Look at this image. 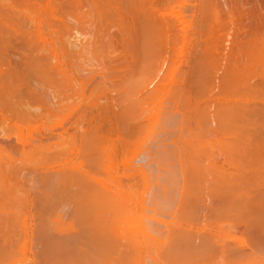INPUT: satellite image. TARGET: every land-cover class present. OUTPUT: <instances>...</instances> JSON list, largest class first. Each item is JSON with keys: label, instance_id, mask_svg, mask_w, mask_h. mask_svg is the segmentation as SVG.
Here are the masks:
<instances>
[{"label": "bare ground", "instance_id": "1", "mask_svg": "<svg viewBox=\"0 0 264 264\" xmlns=\"http://www.w3.org/2000/svg\"><path fill=\"white\" fill-rule=\"evenodd\" d=\"M26 1L0 0L37 27L20 32L29 52L17 71L1 54L13 23L0 18V108L27 140L33 107L46 103L31 78L62 107L78 66L108 71L55 139L0 144V264H264V0H103L105 11L92 0V31L60 22L57 0ZM110 21L135 43L132 59H111L126 48L114 49ZM173 117L183 128L171 140Z\"/></svg>", "mask_w": 264, "mask_h": 264}, {"label": "rangeland", "instance_id": "2", "mask_svg": "<svg viewBox=\"0 0 264 264\" xmlns=\"http://www.w3.org/2000/svg\"><path fill=\"white\" fill-rule=\"evenodd\" d=\"M13 1V2H12ZM20 0H18V2H19ZM22 1L23 0H21V2L20 3H22ZM24 1H26V0H24ZM28 1V0H27ZM26 1V2H27ZM31 1H32V3H34V5H32L31 4ZM34 0H30L29 1V3H30V5L32 6V7H39V6H42L43 4L42 3H44L46 0H35V2H33ZM41 1H44V2H42L41 3V5H39V3L41 2ZM53 1H55V0H53ZM62 1H65L66 3H64V2H62ZM61 1V3H62V5H64V6H62L61 4H60V2L57 0V5H56V1L54 2V7H52V9L54 8V15H56L57 14V18H58V14H62V12L61 11H63V13L65 12L64 10H62V9H65V10H67L65 13H67L68 12V14L66 15V14H62V16L64 17V15H66L65 16V18H63V17H61V15H60V22L63 20V22H64V20H67V21H65L66 23H68L67 25L69 26V27H71V28H75V29H79V28H83V29H86V31L88 30V31H92V29L93 28H95V27H97V23L98 22H96V20H99V19H96V18H99V17H96V16H94L95 14H97V12H96V10H95V5H91V4H94L93 2H92V0H62ZM69 1H71V2H69ZM77 3H76V2ZM102 1L103 0H101V2L99 3V11H105L104 10V8L103 7H101L100 5H102L103 3H102ZM105 1V0H104ZM6 2V1H5ZM4 2V4H2L0 7H1V9H0V13L2 14H0V18H1V20H3V21H7V19L10 21V19H11V21H10V23H9V21H7L8 22V24H12L13 23V25H11V26H7V27H10V28H5V27H3V28H1L2 29V31L4 32V30L6 29L7 31L6 32H10V34L9 33H6V32H4L5 34H6V38H7V42L6 41H4L5 42V44H9L10 46H11V48L9 47V46H6V47H4L3 46V49H2V51H4V53L2 52L1 54H2V57L4 58L5 57V59H7V61L9 62H7L8 64H11L10 66L12 67V68H16V70L17 71H19L20 69H21V71H22V68H23V59H22V57H21V54H22V51H23V53L25 52V50H27V52H26V54L29 52V49H28V47L26 46V41H24V37L22 36L23 35V33L25 34V33H28V36H34L33 34H36L35 32V29L37 28V27H35L36 26V23L34 24V23H32L31 21H29L28 20V18L25 16L24 17V15L23 14H20L21 12H19L18 10V12L17 11H15V10H12L13 8H15L14 6H13V8L11 9L10 8V6H7V4L6 3H8V2H6L5 3ZM12 2V3H11ZM17 2V0H10V2H9V4H11V6L14 4V3H16ZM59 2V3H58ZM64 3V4H63ZM70 3H72V4H70ZM75 3V4H74ZM82 3V4H81ZM8 4V5H9ZM38 4L39 6H36V5ZM60 4V5H59ZM66 4V5H65ZM76 4H78V5H80L81 4V6H76ZM91 5V6H90ZM58 6V7H57ZM75 7H78V9H79V13H80V15L82 14V16H83V13H84V18L82 19V21H84L83 23L84 24H86L87 25V28L84 26V25H80L79 23H81L80 21H77L78 19H76L75 17L76 16H74L75 15V13L73 12L74 10H75ZM94 7V8H93ZM4 8V9H3ZM59 9V11H58V9ZM61 8V9H60ZM69 8H70V14L73 12L74 13V15H73V13L71 14V16H70V14H69ZM83 9H85V10H83ZM84 11V12H80V11ZM95 10V11H94ZM94 11V12H93ZM58 12V13H57ZM96 12V13H95ZM16 13V14H15ZM91 13V14H90ZM93 13H95V14H93ZM87 14H88V16H87ZM11 15L13 16V17H11ZM3 16V17H2ZM6 16V17H5ZM73 16H74V18H73ZM86 16V17H85ZM78 17H79V20H80V16H79V14H78ZM5 18V19H4ZM10 18V19H9ZM19 18V19H18ZM63 18V19H62ZM85 18H88V19H85ZM110 19L109 20H111V17H109ZM116 17H114L113 19H115ZM14 20V21H13ZM17 20V21H16ZM58 20V21H59ZM86 20V21H85ZM19 21H21V22H19ZM115 21H116V19H115ZM12 22V23H11ZM19 22V23H18ZM79 22V23H78ZM93 24H92V23ZM94 22H96V24L94 23ZM110 22H112V21H110ZM14 23H16V24H14ZM88 23V24H87ZM113 24H111L110 25V23H107L108 24V26H105L104 25V27H106V31H110V34H112L113 32H114V30H115V33H113L114 35H113V37H114V40L116 39V40H118V43H116L115 42V44H116V47H114V49L116 48L117 49V47L118 48H121V46H122V48L124 47V48H126V50L125 49H123L122 51H121V49L119 50V52L117 51H115L114 50V56H111V54L109 55V56H111V59L113 58H116V59H112L113 61H118L119 60V58H118V56L120 57V60L121 59H123L125 56H129L128 58L129 59H132L133 58V56L135 57V54H134V52H133V50H134V47H133V45L135 46V43L133 42L132 43V46L131 47H127V45L125 44V43H123V41L122 40H124L125 38H123L120 34H119V32H120V29H121V27L119 28V26L117 27V25H119V23L117 22H115L114 23V21L112 22ZM82 24V23H81ZM93 26H92V25ZM114 24H116V25H114ZM16 25V26H15ZM33 25V26H32ZM35 25V26H34ZM80 25V26H79ZM94 25H95V27H94ZM114 25V26H113ZM14 26H15V28H14ZM17 27V28H16ZM19 27V28H18ZM21 27V28H20ZM23 27V28H22ZM25 27V28H24ZM89 27H92V28H89ZM103 27V28H104ZM112 27V29L110 30V28ZM116 27V28H118L117 30H116V28L114 29V28ZM27 28V29H26ZM34 28V29H33ZM81 28V29H82ZM4 29V30H3ZM8 29H10V30H8ZM13 29H18V31H19V34L18 33H16V34H14V30ZM32 29V30H31ZM89 29H91V30H89ZM11 30L13 31L12 33L14 34H11ZM21 30H24V31H21ZM46 30V29H45ZM119 30V31H118ZM35 31V32H34ZM47 31V30H46ZM45 31V32H46ZM118 33H117V32ZM20 32H21V34H20ZM44 32V33H45ZM47 32H49V31H47ZM32 33V35H29V34H31ZM49 34V33H48ZM47 34V35H48ZM18 35V36H17ZM115 35H118V38H117V36H115ZM2 36H3V38H4V34H2ZM22 36V37H21ZM36 37V36H35ZM106 37H107V35H106ZM104 38V40L106 41L107 39L109 40V38ZM109 37V36H108ZM20 38H21V40H20ZM121 38H123V39H121ZM121 39V40H120ZM3 40H6L5 38L3 39ZM9 40V41H8ZM107 40V41H108ZM126 40V39H125ZM124 40V41H125ZM25 42V43H24ZM130 41H128V42H126V43H129ZM11 43V44H10ZM13 43V44H12ZM108 43V42H107ZM118 44V45H117ZM130 44H131V42H130ZM24 45V46H23ZM8 47V48H7ZM18 47V48H17ZM24 47H25V49H24ZM189 47H190V45H189ZM129 48H130V50H129ZM131 48H133V50L131 49ZM72 50H74V49H72ZM124 51V52H123ZM227 52V51H226ZM225 52V53H226ZM20 53V54H19ZM74 53V52H73ZM113 53H112V55H113ZM189 53H192V50L190 49V52ZM188 53V54H189ZM228 53V52H227ZM227 53H226V55H227ZM3 54L5 55V56H3ZM59 54L61 55L59 58H58V60H61V65H62V67L63 68H67V69H72V68H74V72H75V70H77V69H75L77 66L75 65V61H74V58H72L73 59V64H74V66H76V67H73V65L72 66H70L69 64H71V62H70V60H69V58H67L66 56H64V55H66V54H63L61 51L59 52ZM131 54H134L133 56L131 55ZM73 55V54H72ZM117 55V56H116ZM121 55V56H120ZM123 55H124V57H123ZM131 55V56H130ZM186 55H187V53H186ZM107 57V61H108V55L106 56ZM123 57V58H122ZM10 58V59H9ZM182 59H183V63H182V65L184 64V66H185V63L186 62H188V61H186L187 60V56H185V57H181ZM58 60L56 61V60H54L56 63L58 62ZM119 60V61H120ZM124 60V59H123ZM123 60H122V62H120V63H123ZM103 61H105V63H106V58H105V60H103ZM110 62H111V60H109ZM119 61L117 62V63H119ZM54 62V63H55ZM60 62V61H59ZM110 62H108V63H106V65L107 64H109ZM105 63L104 62H102V65H103V67L105 66V68H109V66L112 64V63H110V65L108 66H106L105 65ZM117 63L115 62L114 63V65L116 64L117 65ZM14 67H13V66ZM98 65H100L101 66V63L100 64H98ZM113 65V64H112ZM67 66V67H66ZM69 66V67H68ZM115 67V66H114ZM97 68V69H96ZM96 68H95V71L94 70H92L91 72H89L88 73V71H83L84 69H81L79 66H78V74L76 75V78H73L71 81H68L67 79V81L66 82H64V85L62 84V86H66L65 88L68 90V94H69V96H70V100L68 99V101L66 102V103H64V106H62V107H60L61 105H57V103L56 102H54V101H56V99L55 98H53L54 96L52 95V91L50 90V89H47V87L45 88V87H41L40 85H39V82H37V79H33V78H31L30 80H32V81H30L28 84L30 85V87H31V90L35 93L34 95H36L38 98H41V99H43V102L45 103L44 105H42L41 107L40 106H36V107H33V110H34V113L33 112H31L32 113V115H31V117H30V123L32 124V125H34L33 127H32V135H33V137L32 138H34L33 139V141H35V142H37L38 140L39 141H45L44 140V138L46 137V136H48V135H50V136H48V138L47 139H49V140H51L52 141V139H55V135H57L58 133H60V132H62L63 131V129L65 128V129H68V128H70V126L75 122V120H77L78 119V117H79V115H78V113L80 114V112H78V111H80V105H82L83 107H86L87 105V101L88 100H86V101H84L85 99V96L87 95V97H88V95H89V93L92 91V89H88V88H90V86H91V88H94V86L93 85H95L97 82H99L98 81V79L100 80V75H103V77L104 78H106L105 76H106V74H107V71H105L106 73H102L101 71V69H102V66H101V68L99 67V66H96ZM113 68V66L111 67L110 66V68H109V73H111V74H113V71H111V69ZM19 69V70H18ZM99 69V70H98ZM80 70V71H79ZM103 71H104V69H103ZM221 71V70H220ZM77 73V72H76ZM91 73H93V76H91L90 74ZM221 74L223 73L222 71L220 72ZM218 74V75H221V74ZM98 74V75H97ZM100 74V75H99ZM90 75V76H89ZM105 75V76H104ZM109 75V74H108ZM81 77V78H80ZM103 77L101 78V80L103 79ZM217 78V79H216ZM64 79V78H63ZM77 79V80H76ZM215 81L214 82H216L217 84H214V86L215 87H218V88H220L221 87V78L220 77H215ZM100 80V81H101ZM115 81V80H114ZM86 82V83H85ZM113 82V81H112ZM62 83V82H61ZM220 85H219V84ZM253 83V82H252ZM255 83V82H254ZM84 84L86 85V86H84ZM256 84V83H255ZM255 84H253V85H255ZM89 85V86H88ZM115 85V84H114ZM41 87V88H40ZM84 87H85V90H82V88L84 89ZM214 88V87H213ZM213 88H212V91H210V93H215L214 91H213ZM42 89V90H41ZM109 89H111L112 90V88H109ZM215 89V88H214ZM48 90H50V91H48ZM80 92H79V91ZM111 90H110V92H111ZM216 90H218L217 88H216ZM83 91V92H82ZM85 91V92H84ZM114 91L115 90H112V92L111 93H109V95H112L113 93H114ZM51 92V93H50ZM218 92H220L219 94L221 95V91H220V89L218 90ZM85 94L84 96L82 95V94ZM115 93H116V91H115ZM213 93H212V95H213ZM116 94H118V93H116ZM218 94V93H217ZM219 94L218 95H216L217 97H214V99L215 98H219ZM83 96V98H81ZM115 96V98L118 96H116V95H114ZM114 96H111V97H113L114 98ZM213 96H215V95H213ZM92 98L93 97H91L90 99H91V101H92ZM211 98V100H212V96L210 97ZM89 99V100H90ZM95 99V97L93 98V100ZM111 99V98H110ZM116 99H118V98H116ZM74 100V101H73ZM119 100V99H118ZM118 100H116L117 102H118ZM77 101V102H76ZM95 101V100H94ZM215 102H216V100H215ZM68 103V104H67ZM84 103H86V104H84ZM63 105V104H62ZM44 106H46L47 108H45ZM214 101L212 100L211 101V104H210V109L211 110H214ZM48 107H50L51 109L50 110H52L53 112H51V111H47L48 110ZM59 107V108H58ZM83 107H82V109H83ZM37 108V109H36ZM41 108L43 109V110H41ZM1 109V108H0ZM57 109H58V111H57ZM64 109V110H63ZM71 109V110H70ZM79 109V110H78ZM32 110V111H33ZM39 110V111H38ZM55 110V111H54ZM63 110V111H62ZM84 110V109H83ZM82 110V111H83ZM42 111L44 112V113H42ZM46 111H47V113H46ZM49 112H51L52 114L54 113V117H52V116H50V114H48ZM57 112V113H56ZM178 112V110H176V113ZM6 115H5V114ZM4 113H3V110L1 109L0 110V144L2 145H0L1 146V148L3 147V148H7V149H9L10 148V150H12V148L13 149H15L16 147V149L17 150H21V148H22V146L20 147V145H21V143L23 142V138H21V137H23V135H24V137L26 136V135H29V136H31L28 132V128H25L27 125L25 124V125H23V127H22V124H17L16 122V118L14 117V119H13V117H11V119H10V114L9 113H6L5 111H4ZM36 113V114H35ZM39 113H40V115H39ZM42 113V114H41ZM51 114V115H52ZM57 114V115H56ZM70 114V115H69ZM181 114V113H180ZM8 115V116H7ZM6 117V119L4 118V117ZM58 116V117H57ZM179 116V113H178V115H177V118L179 119V118H181V115H180V117H178ZM59 118L60 120H56L55 121V119H53V118ZM41 118V119H40ZM72 118V119H71ZM175 118L176 117H173V119H172V121L167 125V127H166V130H167V135L171 138V140H174V139H177L178 137H179V135H180V133H179V131H180V129H182L183 127H181L180 128V126H181V124H180V121H181V119H180V121H179V123H177L176 124V122H178V119L176 118V120H175ZM2 119V120H1ZM4 119V120H3ZM14 120H15V123L17 124V125H20L21 126V130H23V133L21 132V130L20 131H18V129H19V126L17 127L16 126V124H14ZM38 120V121H37ZM3 121V124H5L6 123V121H7V124H8V121H10V122H12V124L9 122V125L11 124V127H10V130H7V129H5L4 131H6L7 130V132L6 133H4L3 132V129H4V127H3V125H2V122ZM37 121V122H36ZM52 121V122H51ZM60 121V122H59ZM69 121H72V122H69ZM33 122V123H32ZM39 125H38V124ZM58 123V124H57ZM72 123V124H71ZM61 124V125H60ZM176 124V125H175ZM179 124V126H177ZM213 126H216L215 125V123L213 122ZM2 125V126H1ZM14 125V126H13ZM51 125V126H50ZM54 125V126H53ZM57 125V126H56ZM59 125V126H58ZM5 126H6V124H5ZM8 126V125H7ZM15 126L17 127V128H15ZM44 126V127H43ZM168 126H169V128H170V130H168ZM178 128H177V127ZM43 127V128H42ZM63 128V129H62ZM180 128V129H179ZM25 129H27V131L25 130ZM34 129H36V130H34ZM52 129V130H51ZM64 129V130H65ZM176 129V132H178V133H175V130ZM54 130H55V133H54ZM178 130V131H177ZM30 131H31V129H30ZM18 132H20L21 134H19ZM51 132H53V133H51ZM171 133V135L169 134V133ZM181 132V131H180ZM34 133V134H33ZM46 133V134H45ZM51 133V134H50ZM166 132H164V134H165ZM185 134L187 133V132H184ZM184 133L182 134V135H184ZM13 134H14V136H13ZM177 134H178V136H177ZM5 135V136H4ZM9 135V136H8ZM42 135H44L45 137H42ZM54 135V136H53ZM20 136V137H19ZM164 136V135H163ZM163 136H161V137H163ZM19 137V138H18ZM54 137V138H53ZM181 137V136H180ZM213 137H216L215 136V134H214V136ZM7 138V139H6ZM31 138V139H32ZM40 138V139H39ZM51 138V139H50ZM18 139H20V140H18ZM25 139L27 140V138L25 137ZM25 139H24V141H25ZM30 139V140H31ZM42 139V140H41ZM46 139V138H45ZM29 139L27 140V141H30ZM48 140V141H49ZM3 141V142H2ZM22 141V142H21ZM32 141V140H31ZM47 141V140H46ZM45 141V142H46ZM19 142V143H18ZM40 142V143H41ZM39 143V142H38ZM43 143V142H42ZM50 143V142H49ZM3 144H4V146H3ZM7 144H9L10 146L11 145H13V147L11 146V147H9V145H7ZM15 144V145H14ZM44 144V143H43ZM47 144V143H46ZM7 146V147H6ZM15 146V147H14ZM19 148V149H18ZM9 151V150H8ZM230 226V225H229ZM207 227V226H206ZM228 227V226H227ZM229 230H230V232L228 231V233H231V234H235V233H237L238 231L237 230H235V229H233V228H231V227H229ZM241 233H239V235H240Z\"/></svg>", "mask_w": 264, "mask_h": 264}]
</instances>
